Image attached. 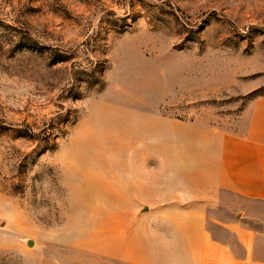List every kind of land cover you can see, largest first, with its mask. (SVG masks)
Returning <instances> with one entry per match:
<instances>
[{"label": "rangeland", "instance_id": "374dc122", "mask_svg": "<svg viewBox=\"0 0 264 264\" xmlns=\"http://www.w3.org/2000/svg\"><path fill=\"white\" fill-rule=\"evenodd\" d=\"M262 94L264 0H0V264H192L200 138Z\"/></svg>", "mask_w": 264, "mask_h": 264}, {"label": "crops", "instance_id": "0c3cea01", "mask_svg": "<svg viewBox=\"0 0 264 264\" xmlns=\"http://www.w3.org/2000/svg\"><path fill=\"white\" fill-rule=\"evenodd\" d=\"M200 144L213 152L198 207L212 211L192 222V264H264V94Z\"/></svg>", "mask_w": 264, "mask_h": 264}]
</instances>
